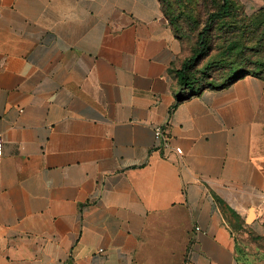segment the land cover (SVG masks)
Instances as JSON below:
<instances>
[{
    "label": "crops",
    "instance_id": "1",
    "mask_svg": "<svg viewBox=\"0 0 264 264\" xmlns=\"http://www.w3.org/2000/svg\"><path fill=\"white\" fill-rule=\"evenodd\" d=\"M189 58L159 0H0V264H241L264 78L192 95Z\"/></svg>",
    "mask_w": 264,
    "mask_h": 264
},
{
    "label": "rangeland",
    "instance_id": "2",
    "mask_svg": "<svg viewBox=\"0 0 264 264\" xmlns=\"http://www.w3.org/2000/svg\"><path fill=\"white\" fill-rule=\"evenodd\" d=\"M196 13L197 9L194 8V15ZM180 23L187 34L182 43L191 57L196 49L197 30L185 18L181 19ZM229 30L232 35L240 37V47L232 52V69L242 66L245 71L262 72L264 76V0H234L233 19L222 24L221 31L219 27L214 30L211 50L202 55L189 70V74L197 80V88L204 85L219 87L226 81L228 68H225V63H220V60L227 49L223 46L221 38L229 33ZM238 74H233V77ZM235 238L241 264H264V236L244 226L235 232Z\"/></svg>",
    "mask_w": 264,
    "mask_h": 264
},
{
    "label": "trees",
    "instance_id": "3",
    "mask_svg": "<svg viewBox=\"0 0 264 264\" xmlns=\"http://www.w3.org/2000/svg\"><path fill=\"white\" fill-rule=\"evenodd\" d=\"M165 17L167 18L174 34L181 41L184 42V36L186 32L180 23L181 19L185 18L187 22L192 24V27L197 30L196 34V49L194 54L184 62L181 73L179 74V82L182 87H188L189 85H195L197 80L189 74V70L195 65V62L199 58L208 53L211 50V43L214 40L213 33L219 27L222 30V24L233 19V6L234 0H159ZM197 9L196 15H194V8ZM204 17V18H203ZM201 29L199 30V26ZM232 30V29H231ZM229 30L227 34H224L223 46H226L227 51L223 55L221 62H224L227 69L228 77L226 81L219 87H225L232 84L234 81L243 78L247 75L254 77L264 78L262 72H248L242 69V66L233 68V63L230 62L233 57V49L240 47V37L232 35ZM187 37V36H186ZM227 63V64H226ZM259 65V63H258ZM239 72V74H238ZM238 74L233 77V74ZM207 77V75H205ZM214 88L213 85H204L200 88H196L192 91V95L198 94L200 91Z\"/></svg>",
    "mask_w": 264,
    "mask_h": 264
},
{
    "label": "built area",
    "instance_id": "4",
    "mask_svg": "<svg viewBox=\"0 0 264 264\" xmlns=\"http://www.w3.org/2000/svg\"><path fill=\"white\" fill-rule=\"evenodd\" d=\"M155 138L157 140L156 149L158 151L171 148L170 143H169V139L167 138L163 128L158 127V128L155 129ZM2 150H3V140L0 137V157L2 155ZM173 151L177 155H181L182 154V150L179 147H174Z\"/></svg>",
    "mask_w": 264,
    "mask_h": 264
},
{
    "label": "water",
    "instance_id": "5",
    "mask_svg": "<svg viewBox=\"0 0 264 264\" xmlns=\"http://www.w3.org/2000/svg\"><path fill=\"white\" fill-rule=\"evenodd\" d=\"M251 219H252V215L249 216V220H251Z\"/></svg>",
    "mask_w": 264,
    "mask_h": 264
}]
</instances>
